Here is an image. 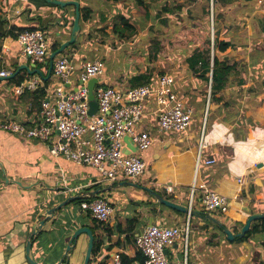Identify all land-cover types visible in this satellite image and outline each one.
Wrapping results in <instances>:
<instances>
[{
  "label": "crops",
  "instance_id": "obj_1",
  "mask_svg": "<svg viewBox=\"0 0 264 264\" xmlns=\"http://www.w3.org/2000/svg\"><path fill=\"white\" fill-rule=\"evenodd\" d=\"M28 1L0 0L2 30L10 29L14 25L35 26V28L42 25V27H47L48 31L44 33L48 36L51 47L54 42L61 43L69 37L68 27L71 25L74 15V6L60 10L54 4ZM79 2L80 8L87 5L92 10L91 19L82 24L79 34L84 33L85 28L91 26H95V30L98 31L106 27L104 31L110 33V25L107 20L110 16L108 13H113V1L79 0ZM247 2L249 7L254 9L252 12L245 11L244 13H247L251 19L256 16L253 19L257 21L263 14L255 15V12H258L256 8L264 9V1L262 3H259L258 0ZM62 13L65 14L67 24L61 30L63 36L57 38L55 33L59 29L55 23ZM35 16H40L41 20L46 21L47 24L43 26L38 20H30ZM103 17L107 18L103 19ZM222 28L221 23L217 35L223 32ZM229 28L228 26L226 29ZM145 31V26H140L134 39L144 36ZM229 35L227 34V37L221 35L219 39L232 38L235 40L237 38L234 35ZM83 39L84 35L79 40V48L70 49V52L76 63L86 60V54L92 55L88 59L98 58L94 55L105 56V72L99 78V83L107 86L127 87L131 85L130 79L135 75H148L147 72H144L145 68L138 71L136 66H133L126 58L127 50L122 49L125 43L122 39H116L118 41L115 45L110 41H94L92 43L87 41V43L86 39ZM83 46L90 48L82 50ZM238 48L233 50H238ZM151 49L152 47H149L148 51ZM228 50L231 48L222 54H226ZM121 51H123L121 53L123 59L117 56V65L109 71L106 61L110 56ZM244 57L245 55L240 61H246ZM235 58L232 59L238 61ZM14 65L16 69L20 65H27L30 69H40L43 76L48 73L46 64L34 63L29 55L22 52L17 39L0 37V71L11 70L13 72ZM21 70H25L29 74L26 69L22 68L19 72ZM159 71L161 72L158 74L148 76L154 79L162 73L172 75L175 79L177 98L182 95L180 100L191 105L187 99L199 96V89L203 81L189 69L187 62L179 66L176 63H166L165 68ZM29 75V79L38 76L37 74ZM49 78L50 84L45 87L46 95L52 93L59 83L54 75H50ZM242 78L244 79V89L251 86L252 80L244 71H240L232 76L230 85L222 90L225 101L237 102L243 105L242 108L237 110L233 107L218 109L219 104L208 103L209 119L193 117L190 126L185 131L159 132L156 129L158 115L156 102L153 98L147 99L141 127L150 133L152 144L147 150L137 153L147 166L144 174L137 179V182H134L148 187L153 186L160 192L170 195L171 201L183 206L188 203L189 188L192 183L195 182L198 187L204 186L215 190L229 200V208L224 214L213 212L212 215L223 221L233 233H235L234 228L238 229L237 232L240 231L249 215L264 213V91L253 95L244 90L241 98L233 95L238 92L239 81L243 80ZM8 80H0V125L8 121H15L27 127L33 126L40 120V115L31 104V90L18 94ZM72 80V89H74L79 86V82L75 77ZM39 85H43L42 78ZM258 99L260 100L259 104L254 106L250 103L259 101ZM228 111H231L232 118L231 121L226 122L230 120V118H226L229 115ZM243 116L251 118L254 125L250 126L244 122L238 125L240 120L243 121ZM234 127H238L236 132H234ZM243 132L244 136H242ZM200 141L203 160L196 168ZM124 144L126 143L124 142ZM208 158L214 159L215 162L206 164L204 159ZM95 175L96 171L91 167L75 164L61 155L52 156L44 142L25 139L0 126V264H29L25 258V241L35 211L42 209L47 200L58 202L59 199L66 196L68 191L74 195L94 190V188H88L94 184ZM123 181L127 180H119L115 183ZM102 183H104L103 186H107L111 182L104 181ZM168 186H171V191L166 189ZM107 193L108 199L113 202L115 207L112 220L106 224L115 231L111 236L110 249L106 251L107 253L118 251L121 257L123 255L128 259H133L137 254L133 244L134 237L145 225L161 223L160 220H163L162 215L165 210L170 213L165 225L180 226L183 224L177 221V218L182 219L181 216L169 209L158 204H144L150 201V195L140 188L130 187L128 191L113 189ZM199 194L198 190L194 207L200 212L202 210L199 205ZM151 208H155L156 211L152 212ZM131 221L134 222L133 229H131ZM55 223L60 224L55 227ZM205 223L206 221L199 217L191 218L188 264H264V228L262 227L264 217L250 223L248 230L253 229L255 225L258 229L244 241L228 240L225 234L221 235L212 226L206 227ZM50 224L54 227L53 230L48 231L47 225L32 243V256L40 263L56 262L58 255L64 249L69 234L78 226H92V219L80 209L79 204L71 203L61 213L58 212L56 220L51 221ZM62 244L63 249L58 251ZM86 245V236L82 234L78 238L68 264H74V259L79 255L81 263ZM167 251L171 260L180 261L183 259L182 244L176 243V246H171ZM180 253H182L181 257Z\"/></svg>",
  "mask_w": 264,
  "mask_h": 264
},
{
  "label": "built area",
  "instance_id": "obj_2",
  "mask_svg": "<svg viewBox=\"0 0 264 264\" xmlns=\"http://www.w3.org/2000/svg\"><path fill=\"white\" fill-rule=\"evenodd\" d=\"M17 42L32 62L47 63L51 44L41 28L21 31ZM52 71L59 83L52 93L41 100L40 120L31 127L15 121L0 126L25 139L44 142L52 156L61 155L70 162L93 168L96 171L94 184L119 180L137 182L144 174L147 165L137 153L147 150L152 144L150 133L141 127L147 99L153 98L156 102V129L159 132L185 131L192 122L193 107L177 98L175 79L168 73L159 74L151 78L150 82L137 86L96 84L94 91L97 110L91 115L87 82L92 77L103 76L104 60L92 58L76 63L72 54H58L53 60ZM11 73V70H2L0 76ZM74 77L81 83L72 89ZM40 83L39 76L33 77L14 87L15 92L21 94L26 90L34 91ZM126 136L135 147V151H129L128 154L123 151ZM201 147L200 141L196 168L203 160ZM204 162L212 164L215 160L208 158ZM166 189L172 190L171 186ZM198 190L201 210L210 214L226 213L229 200L225 196L192 183L186 206L189 213L183 224H147L134 237L135 250L142 254L143 264H188L189 218ZM89 199L80 203V209L97 223H109L115 213L113 202L99 194ZM176 243L183 246V259L180 261L171 260L165 253V249ZM96 258L104 264H123L118 251L107 253L104 250Z\"/></svg>",
  "mask_w": 264,
  "mask_h": 264
},
{
  "label": "trees",
  "instance_id": "obj_3",
  "mask_svg": "<svg viewBox=\"0 0 264 264\" xmlns=\"http://www.w3.org/2000/svg\"><path fill=\"white\" fill-rule=\"evenodd\" d=\"M113 2H119L122 0H111ZM139 3L142 2V0H137ZM167 1L170 0H165L164 3L161 5V13H156L155 15L161 16L162 13L168 15V14H172L174 11H178L181 9V7L183 5V3L178 4V5H173L174 4V0H172L171 5L169 3H167ZM250 0H241L238 1L239 4L241 5V9L240 12L244 13L245 11H249L252 12V10L254 9L253 7H249L248 2ZM264 1V0H262ZM202 5H200V10L201 12L206 13L207 15L210 14V16L212 15L213 18V29H214V33H215V37L213 38V43H209L207 47L205 48H200V47H195L192 52L190 54H188L186 56V62L187 65L189 67V69L196 75V77L200 80L203 81V84L201 86V88L199 89V96L198 97H189L187 100L188 102L192 105L193 107V115L192 118H204L206 117V119H209V113L210 110L207 109V104L208 103H215V104H219L220 106L218 107V109L220 108H231L233 107L234 109H239L242 108L243 105L237 103V102H231V101H225L223 99V94H222V90L224 88H226L227 86L230 85V82L232 81V76H235L237 73H239L240 71H244L246 73V75L250 78V80H252V84L251 86L247 87V89L243 88V80L239 81V89L238 92L236 94L233 95H237L238 97H242V92L245 90L246 93L249 94H253V95H257L260 94L261 92L264 91V17L258 19V22L260 23V29H261V36L263 37V41L259 42V41H252V43H250L251 41L247 39L246 43H243L242 46L237 45L235 40L232 38H224V39H219L217 32H218V28L220 26V24L223 22L225 24H228V21L231 20V22L235 21V16H236V12H235V16L232 14L228 15L227 19H224L222 22L220 21V18L223 17V11L228 9L229 7H222V3L221 0H212V8L210 9L208 0H203L201 1ZM231 6V5H229ZM196 8V7H195ZM195 8L194 11H192V15L194 16V18L198 17V11H196L195 13ZM27 10V9H25ZM211 10V13H210ZM191 12V11H190ZM195 13V14H194ZM92 16V10L89 6L87 5H83L80 8V25L81 27L83 26L82 24L84 22H88L91 19ZM30 20H38L41 23V18L40 16H35V17H31ZM113 24L111 25V30L112 33L117 34L118 38L123 39V38H130L132 36L133 33L136 32V28L133 25V23H131L130 21V15L129 14H123L120 13L119 11H117V13L115 15H113ZM193 20V19H192ZM226 20V21H225ZM225 21V22H224ZM72 22V21H71ZM230 22V23H231ZM39 23V24H40ZM229 25H227L226 27H228ZM40 28H43L42 25H39ZM106 28V27H103ZM25 29H35V26H29V27H24V26H12L10 29L7 30H2L1 26H0V37H11L12 39H17L18 33H20L21 31L25 30ZM101 32L103 31V29L100 30ZM84 33L79 34L78 35V39L71 44L68 48L69 49H77L80 46V39L82 38ZM210 41V39H208ZM242 41H238V44H241ZM59 42H54L52 47H51V51L55 50L58 48L59 46ZM212 45V46H211ZM250 45L251 48H249L250 53L247 55L249 57L248 61H234V60H226V59H220L218 57V53H222L225 52L228 48H238V47H246ZM213 47V49L211 48ZM67 48V49H68ZM66 49V50H67ZM213 50V54H211V51ZM88 59V58H86ZM103 60V59H102ZM16 66L14 65V70L15 71ZM53 75V71H51V76ZM30 75L25 71V70H21L19 73H17L13 78H10L8 80V82L10 84H12L14 87L20 85L22 82H24L26 79H29ZM151 78L150 76L146 75V74H138L135 75L132 79H130V84L132 86H137L139 84H143V83H147L150 82ZM43 85L40 86L38 85V87L34 90L31 91L32 94V106L35 107V109H37L38 113L40 111L41 108V100L46 98V91H45V87H47L50 84V78H48L47 80H42ZM25 92V91H24ZM253 97V96H250ZM182 95H179L178 99H181ZM207 99L209 102H207ZM259 100V99H258ZM252 103V105H257L260 103L259 101H253L250 102ZM228 114L226 116V118H230V120L226 121L229 122L231 121L232 118V114L231 111H228ZM243 121L240 120L238 122V125H241V123H245V124H250V126H253V122L251 118H246L245 116H243ZM234 132H236L238 130V127H234ZM242 136H244V132L242 134ZM113 184H116L115 182H113ZM100 183H95L93 184L91 187H89L88 189H92V188H97L100 187ZM152 190L158 192L160 195H162L163 197L171 200V196L168 194H163L162 192H160L159 190H157L155 187L153 186H149ZM150 197V201L145 202L144 204L147 205H154V204H158L163 208L169 209L170 211L174 212L177 215H180L182 217H186V214L182 213V212H178L174 209L168 208L164 205L159 204L158 202H156L155 198L153 196H149ZM84 200H90L89 198H83V199H78L74 202H72L73 204H79L84 201ZM187 206V204L185 205ZM80 207V206H79ZM196 208L193 206L192 210H195ZM152 212H155V208H151L150 209ZM88 214V213H87ZM200 215H194L193 213H191L190 218H189V224L191 221V218L193 216L195 217H199L203 220V215L206 214V212H204V210L200 211ZM89 215V214H88ZM164 219V218H163ZM133 220V219H132ZM186 218H184V222H185ZM206 221V220H205ZM132 222V226L131 229L134 228V222ZM60 223H55V227L59 226ZM163 224V223H162ZM206 227L208 226H212L213 228L216 229V231L218 233H220L221 235H224L222 229L220 227L215 226L214 224L206 221L205 223ZM262 227L264 228V223L262 225ZM54 227H52L51 230H53ZM93 234H94V242H93V249H92V258L89 262V264H104L103 261L98 260L96 257L102 252V251H108L110 249V245L109 242L111 241V236L114 234V229H110L109 226H107L105 223H97L95 220L92 219V226H90ZM130 229V230H131ZM257 225H255V227L253 229H250L246 232V234H244L242 237H237L234 238L233 240L235 241H244L247 240L250 236V234L252 232H254L255 230H257ZM50 230V231H51ZM238 231V229L234 228V232L236 233ZM134 244V242H133ZM135 247V244H134ZM122 262L123 264H143V256L140 252H137L136 256L133 259H128L127 257L122 255ZM51 264V263H49Z\"/></svg>",
  "mask_w": 264,
  "mask_h": 264
},
{
  "label": "rangeland",
  "instance_id": "obj_4",
  "mask_svg": "<svg viewBox=\"0 0 264 264\" xmlns=\"http://www.w3.org/2000/svg\"><path fill=\"white\" fill-rule=\"evenodd\" d=\"M33 1L40 4H51L43 0H29L28 2ZM164 1L165 0H142V2L139 3L137 0H122L119 2H113L114 9L112 14L115 15L117 11L123 14H129L130 21L136 28V32L133 33L130 38L122 39L125 42L123 44L124 48L122 49L127 50L126 58L129 59L130 63H132L133 66H136L138 71L145 68L146 70H144V72H147L148 75H154L156 73L158 74V72H161L159 70H163L165 68L166 63H176L178 64V66L185 64L186 56L190 54L195 47L205 48L209 43H211V39L215 37L212 15H207L200 10V5H202L201 1L203 0H174L175 2L173 5L183 3L181 4L183 5L181 9L178 11H174L172 14L168 15L162 13V15L158 18V16H156L155 14L161 13V5L164 3ZM171 1L172 0L167 1V3L171 5ZM238 1L241 2V0H221L222 7L228 6L229 8L223 11V17L220 18V21L222 22L224 19H227L228 15L232 16L233 14L235 16L236 12V22H231L232 19L228 21V24L222 22L223 28L221 29V31L223 32L219 34L218 37H220L221 35L227 37V34H230L229 36L234 35L237 37L235 39L236 44L240 46H242V44L245 43L247 39L251 41L250 43H252V41L262 42L263 37L261 36L262 32L260 29V23L258 22V20L255 21V19H253L256 16L251 19L247 13L242 14L240 12L241 6L239 5ZM208 3L209 6H212V0H208ZM211 6L210 9L212 8ZM194 8L195 13L196 11H198L199 14V16L196 18H194V16L192 15V11H194ZM256 10H258V12H255V15L263 14V18L264 9L256 8ZM112 14L110 12L108 13V16H110L107 20L108 25H110V33L105 32V28H102V32L95 30V26L85 28L83 35L84 39H86V42L88 41L89 43H92L94 41H110L113 45H115L116 41L120 40V38L118 39L117 34L112 33L111 30V25L114 22L113 16H111ZM104 18L107 17H103V19ZM41 23L43 24V26L47 24L46 21L44 22V20H41ZM227 25H229V29H226ZM140 26H145L146 34L144 36L137 37V39H134L136 37V34L139 32ZM42 30L44 32L48 31L47 27H43ZM208 39H210V41ZM240 40H242V42L241 44H238V41ZM149 47H152V49L148 51ZM87 48L89 49L90 47L83 46L82 50H87ZM249 48H251L250 45L246 47H240L238 48V50H233L235 48H231V50H228L226 54L218 53V57L220 59L222 58L226 60H234L232 58L236 57L235 59L240 61L243 59V55H245L244 59L248 61L249 57L246 55L249 53L251 55ZM70 51L71 50L68 48L61 54H71ZM122 52L123 51L110 56L106 61V67L109 71H111V69L115 68V66L117 65V56L123 59L121 54ZM85 56V58L92 57V55L90 54H86ZM94 56H98V58L101 57L105 62V56ZM103 185L104 183H101V186ZM128 189L129 187L123 188V190L127 191ZM99 195L109 198L107 192L106 194L101 193ZM169 215V212H167L166 210L163 211L162 217L164 219L160 220L161 223L167 224L166 222ZM181 218L182 219L177 218V221L183 223L184 217L181 216ZM63 244L61 248L58 249V251H61L63 249ZM80 259L81 256L79 255L74 259V264H80Z\"/></svg>",
  "mask_w": 264,
  "mask_h": 264
},
{
  "label": "water",
  "instance_id": "obj_5",
  "mask_svg": "<svg viewBox=\"0 0 264 264\" xmlns=\"http://www.w3.org/2000/svg\"><path fill=\"white\" fill-rule=\"evenodd\" d=\"M47 3H51L56 5L60 10L66 9L68 6H74V15L72 18L71 25L68 27L69 30V37L62 41L58 48L51 51L48 56L47 66H48V73L46 76H43L40 69L33 68L30 69L27 65H20L18 68L12 72L11 74L7 76H0V80H6L13 78L20 69H26L29 74L34 75L37 74L42 78V80H47L50 75L53 68V60L56 55L63 53L71 44H73L77 36L80 32V2L79 0H43ZM66 17L65 14L62 13L59 15V20L56 21L55 26L58 27L59 31L55 33V36L57 38H61L63 36V30L66 27ZM68 26V25H67ZM213 42V38L211 39V44ZM212 46V45H211ZM213 49V47H212ZM211 54H213V51H211ZM100 81L99 78L92 77L87 82V88H88V100H89V114H94L97 110V101L95 97V85L98 84ZM81 82H79L80 84ZM125 147L123 148L124 153H129V151H135V147L131 145L130 138L128 136L124 137ZM127 187H134V188H140L148 193V195L153 196L161 205H164L168 208L177 210L182 213H189L188 207L180 205L178 203H175L162 195H160L158 192L152 190L150 187L145 185H140L138 183H134L131 181H123L118 182L117 184H113V182L109 183L107 186H100L95 188L92 191H86L79 194L72 195L69 191L66 192V196L59 199L58 202H54L51 200H47L45 206H43L42 209L36 210L33 216V219L30 222V230L28 231L26 241H25V258L29 264H46V263H40L36 261L32 256V243L33 240L36 238V236L42 232L45 227L48 225V231L52 229L53 226H51V221L56 220V216L58 212H62L65 208H67L72 202L83 199V198H90L93 196H96L101 193L109 192L113 189H121ZM64 190V188H62ZM45 202V201H44ZM55 203V204H54ZM193 213L194 215H200V212L198 210H191L190 214ZM264 217V213H254L249 215L246 223L241 227L240 231L237 233H233L232 230L225 225L223 221H221L219 218L215 217L214 215L210 213H206L203 215V219L214 224L217 227H220L223 231V233L226 235L228 240H233L237 237H242L246 231L249 228V225L252 221L261 219ZM84 234L86 236L87 245L83 253V257L80 264H89L91 258H92V249H93V242H94V234L91 230V228L87 225H82L76 227L68 236L67 242L64 246V249L62 250L59 258L56 262L51 264H68L70 261L71 254L77 244L78 238L80 235ZM176 246V244H174ZM167 249H165V253L167 254ZM182 256V253H180V257Z\"/></svg>",
  "mask_w": 264,
  "mask_h": 264
},
{
  "label": "clouds",
  "instance_id": "obj_6",
  "mask_svg": "<svg viewBox=\"0 0 264 264\" xmlns=\"http://www.w3.org/2000/svg\"><path fill=\"white\" fill-rule=\"evenodd\" d=\"M40 28V27H39ZM42 29V28H41ZM51 52V51H50ZM47 65V64H46ZM41 78V77H40ZM207 102H209V101H207ZM206 117H204V119H205Z\"/></svg>",
  "mask_w": 264,
  "mask_h": 264
}]
</instances>
